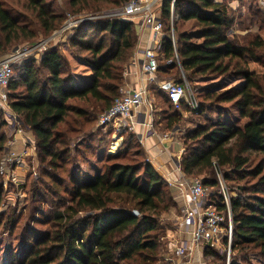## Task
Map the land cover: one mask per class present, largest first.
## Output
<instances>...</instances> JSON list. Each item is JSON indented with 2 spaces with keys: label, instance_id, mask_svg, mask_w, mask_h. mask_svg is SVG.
<instances>
[{
  "label": "trees",
  "instance_id": "1",
  "mask_svg": "<svg viewBox=\"0 0 264 264\" xmlns=\"http://www.w3.org/2000/svg\"><path fill=\"white\" fill-rule=\"evenodd\" d=\"M89 1L121 7L127 0H65L73 12L98 8ZM159 9L164 35L156 50L162 62L157 83L162 75L166 81L184 83L171 40L173 14L179 64L198 104L191 112L193 126L181 135L180 168L209 187L216 186L213 165L219 169L234 192L228 264H264V12L257 0H160ZM29 19L48 36L60 28L65 15L52 0H0V58L36 38V30L26 24ZM189 21L194 30L178 29L180 22ZM136 25L120 18L80 23L65 41L48 48L39 63L27 60L14 68L7 87L10 106L33 135L40 172L26 190L23 207H28L27 226L33 221L43 228L29 230L25 225L30 237L21 239V251L6 264L158 261L166 229L160 216L175 205L173 190L143 164L144 146L136 134L127 132L116 152L109 153L103 144L111 139V126H99L93 133L82 128L119 95L121 64L138 42ZM89 100L97 105L92 113L77 104ZM166 102L174 106L168 96ZM175 107L167 130L179 121L181 110H189L183 102ZM225 117L245 123L238 127ZM7 131L8 123L0 116V161ZM94 134H102L94 154L102 164L90 175L70 160V144L75 135L89 140ZM5 196L0 182V207ZM15 211L0 213L1 231ZM220 249L224 252L206 245L204 263L227 264L226 249Z\"/></svg>",
  "mask_w": 264,
  "mask_h": 264
},
{
  "label": "built area",
  "instance_id": "2",
  "mask_svg": "<svg viewBox=\"0 0 264 264\" xmlns=\"http://www.w3.org/2000/svg\"><path fill=\"white\" fill-rule=\"evenodd\" d=\"M158 0H127L120 11V19L137 20L136 24L143 30L149 28L148 39L141 48V57L133 58L129 67L123 72L124 81L120 88L119 95L112 104L104 110L97 121L98 126H111L113 138H119L124 131H132L137 135L138 142L144 145L148 136L154 133V112L155 102L149 90V85L157 83V71L159 68L156 50L159 48L163 38V23L152 8ZM174 2V0H172ZM258 7L264 12V0H257ZM81 20L67 18L60 30L51 38L64 35L73 31ZM171 40L174 46L176 62L179 66L182 79L185 83V75L179 64L175 49V34L173 31L174 16L170 17ZM57 37V38H58ZM37 42L32 45L21 46L7 53L0 59V115L8 123L9 132H14L19 127L17 115L9 105L8 84L13 78V70L18 65L27 60L37 59L48 49V43ZM51 46V45H50ZM50 48V47H49ZM132 68L138 70L134 72L136 85L130 80ZM177 84L174 81H163L157 83L161 88L167 84L166 90L168 99L172 105L178 106L181 102L185 103L190 112L198 108L194 95L187 92L185 84ZM138 126L141 128L140 134L137 132ZM13 135V133L11 134ZM174 135V132L158 134L161 141H167ZM25 150L19 152L11 151L6 148L3 159L4 170L8 169L5 183L12 181L16 183L17 169L23 166L27 153V142ZM172 159L173 167L161 164L157 158L150 153L146 158V164L150 165L165 181L167 186L173 189L175 197L180 200L182 215L179 218L178 228L175 235L168 236L167 252L170 255L165 260V264H203L202 252L206 245L214 248H225L229 256L232 239V192L227 187L222 173L213 165L217 181L215 187L206 186L200 177H188L181 168L179 161Z\"/></svg>",
  "mask_w": 264,
  "mask_h": 264
},
{
  "label": "rangeland",
  "instance_id": "3",
  "mask_svg": "<svg viewBox=\"0 0 264 264\" xmlns=\"http://www.w3.org/2000/svg\"><path fill=\"white\" fill-rule=\"evenodd\" d=\"M52 1L54 2L56 9L59 11H62L65 15V19H64L63 23L61 24V26L65 23V21L69 17L73 20L80 19L81 21L79 22V24L86 22V21H96V20H105V19H113V18L118 19L119 17L117 14L120 11V8L122 7V6L117 7L115 5H112L111 2L92 3L91 1H89L90 6L98 7V8H96V9L92 8L94 10L84 9V10L79 11V12H73V11L69 10L68 5L65 2V0H52ZM157 2L158 3L156 5L154 4L152 11L154 12L153 9H155V11H156L155 13L159 14V17H160V9H159L160 0H158ZM15 10L19 11V9L17 7ZM242 11H243V9H242ZM135 21L137 22V20H135ZM26 24L30 28L36 30V38L31 40V41H26V42L20 43V44L14 46L10 51H12L16 48H19L21 46L32 45L34 43L42 42V41L45 42L47 39L54 36L55 33L58 32L61 28V26H60V28L57 29L55 32H53L51 35L46 36L43 34V32L41 30L37 31L36 25L32 24L30 22V19L26 22ZM170 25H171V23H170ZM135 28H136V32L138 34V42H137L135 48L133 49V51L131 52L129 58L121 64L122 65V82H121L120 88L122 87L124 81H128V80H126V78L124 80L123 72L129 67V65L132 62L135 55L136 56H138L139 54L141 55V48L143 46L142 42H145L148 39L147 37L149 35V28L146 27L145 29L142 30L139 25H136ZM163 29H164V27H163ZM178 29L180 31L194 30V22L193 21H189V22H185V23L180 22ZM71 34H72V32L69 31V32L64 33V35H62L60 37H58L59 35H57L56 39L51 38L52 40H54V39L55 40L52 41L51 43H48V48L56 46L59 43L65 41ZM163 34H164V31H163ZM39 60H40V56L37 59H34V61H36V63H39ZM157 61H158V65L162 64V62L160 60V56L158 57ZM14 77H15V75H13V78ZM180 77H182V76L180 75ZM161 79H163V81H166L165 80L166 77L163 75L161 76ZM184 79H185L184 84H185V87L187 89V92H189V94L191 93L192 95H195L194 91L189 86V83L187 82L186 77H184ZM203 84H206V83H203ZM120 88H119V93H120ZM158 88H159V85L157 83H152L149 85V90H150L152 97L154 98V102H155L154 120L158 122L157 127H159V130L161 132V133L160 132H158V133L162 134V133H168V132L173 131L174 136H177V135L181 136L182 133L187 128H190L193 126V120L195 117H193V114L189 110H186V111L181 110L179 121L175 124V126H173V128L167 130L166 125H165L166 120L170 116V114H172V112H174L175 108H177V107H175V106L170 107L169 102H166V104H165L164 99L165 100L167 99V96H168L167 92L164 89H158ZM154 89H155V91H154ZM157 90L162 92L160 96L156 95ZM77 104L84 106L85 109L88 110L89 113H92V108L97 107L96 102L93 100H89L88 102H78ZM9 105H10V101H9ZM103 111L104 110L97 113L95 122L93 121V123H90L87 125L83 124L82 128L84 129V131L91 130L90 131L91 133L98 131L99 126L97 125V121H98L100 114ZM0 116H2V115H0ZM3 118H4V116H3ZM223 119L226 121H233V123L238 127L243 126V124L245 123V120H240V119L238 120L235 117H233V118L232 117L231 118L225 117ZM19 120H20V118H19ZM18 122H19L20 126L17 127V129L14 132H12V130L9 132V128H8V131H7L8 134L6 136L7 140H6V143L4 145V151H3L1 161H0V167H1V171H2V177H1L0 182H1L3 188L5 189V192H6V196H5L6 201H5V204L0 207V213L5 214V212H6V214H7V212H9L10 209H12V208L16 209L14 215H12V217H11L12 218L11 222L7 226L5 225V229L3 228L2 231L0 229V264H6V262H8V260L13 255L18 254L21 251L19 248V244H20L21 239L23 237H27V238L30 237L28 232L25 233L26 232L25 231V225L27 226V223H28L27 221H28V219L30 220V218H28V207H27V205H26V207H23V206H25L24 201L26 200V196H27L26 190L29 189L32 182L38 178L39 173H40L39 169H38V166H39L38 155H37V152H36V149L34 146V138H33L32 143L27 142V147L29 150L27 149L28 156L26 157V159H24L23 166L21 168L17 169V171L15 172V174H17V176H18L16 183H14L10 180L5 183L6 175L8 174V169L4 170L3 159L5 156V150L7 147L9 148V142H10V139H12L11 134L13 133L16 136L21 137L24 133L29 132L32 135V133L24 127L21 120ZM159 124H161V125L158 126ZM127 132H132V131H127V130L124 131L122 133V135L117 139L113 138V132H112L111 139L109 140V143L106 142V139H105V143L103 145L109 146V149H108L109 153L116 152V149L122 144L124 138L128 134ZM100 136L102 137V134L101 135H95L94 137L90 136L89 140L88 139L85 140V138L83 139L82 136H80L78 138V135L77 136L75 135L73 142L70 144V153L73 156L70 158V160H75L77 166H80L81 169L84 170V172H87L90 175H92L94 173L95 169L100 168L101 164H102V163H100L99 159H97L96 156L94 155V154H96L95 152L98 149V146L101 145V144H99V141H98V139L101 138ZM32 137H33V135H32ZM181 147H182V144H181ZM22 148H23V146H22ZM142 148L144 150L143 164H146V158L150 157L151 152L145 146ZM112 149H114V150H112ZM77 150H78V152H76ZM181 154H182V152L178 153V154L171 155V157L167 156V158L166 157L164 158L161 156L160 159L162 161H164V162H161V164L162 165L165 164L168 167H173L172 166L173 163L171 161V158L180 162ZM139 159L140 158H138V157L136 158V160H139ZM69 165H70V161L66 162V164L64 165V169L68 168ZM214 176H215V179L217 181V175L215 174ZM230 191H231V189H230ZM231 192H233V191H231ZM173 195H174V199L173 198L172 199L175 201V205L172 204V206H170L169 209L166 212H164L163 214H161V216H160V220L162 221L163 224H165L166 229H165V233H164L162 240H161V242H162L161 247L159 248V257H158L159 259L155 264H165V260L170 257V255L167 252V241H168L167 239H168V236L175 235V231L178 228L179 218L182 215V208L180 205L181 203H180V200L177 197H175L174 190H173ZM32 222H30L29 226H27V228L29 230H31L30 227L34 228L36 230L37 229L42 230L43 227L41 225H39L35 222L34 223H32ZM217 250H220V253L224 252L220 248L219 249L217 248ZM202 260H204V259H202ZM229 261H230V257L227 255V252H226V263L228 264ZM252 261L254 263H258L254 259ZM202 263L205 264L204 261H202Z\"/></svg>",
  "mask_w": 264,
  "mask_h": 264
},
{
  "label": "crops",
  "instance_id": "4",
  "mask_svg": "<svg viewBox=\"0 0 264 264\" xmlns=\"http://www.w3.org/2000/svg\"><path fill=\"white\" fill-rule=\"evenodd\" d=\"M232 7L236 6L235 2H232L230 4ZM139 57H141V55L139 54ZM138 70L136 69H132L133 74H131L130 76V80L133 84L136 85V80L137 78L134 75V72L137 73ZM160 87V86H159ZM161 88V87H160ZM161 124H159L158 126H160ZM175 130V129H174ZM137 132L138 134H140L141 132V128L138 126L137 128ZM158 132H160L159 127H157V123L154 120V133L148 136V138L144 141V146L150 150V152L157 158L158 161L164 162L160 159V157H166L169 156L171 157V155L174 154H178L182 152V147H181V136L177 135V136H172L170 137L169 140H165V141H161L160 138L158 137ZM161 133V132H160ZM10 142H9V148L11 151H23L24 146L26 144V142H31L33 141V137L29 132L24 133L21 137H18L16 135H11ZM23 146V148H22ZM29 150V149H28ZM28 156V155H27ZM26 156V157H27ZM25 157V159H26ZM172 161V159H171ZM166 163V162H165Z\"/></svg>",
  "mask_w": 264,
  "mask_h": 264
},
{
  "label": "water",
  "instance_id": "5",
  "mask_svg": "<svg viewBox=\"0 0 264 264\" xmlns=\"http://www.w3.org/2000/svg\"><path fill=\"white\" fill-rule=\"evenodd\" d=\"M2 58H4V56H2L0 59H2ZM168 87H169L168 84L166 86H164L165 89H167ZM17 120L20 121L18 117H17Z\"/></svg>",
  "mask_w": 264,
  "mask_h": 264
},
{
  "label": "bare ground",
  "instance_id": "6",
  "mask_svg": "<svg viewBox=\"0 0 264 264\" xmlns=\"http://www.w3.org/2000/svg\"><path fill=\"white\" fill-rule=\"evenodd\" d=\"M115 148V147H114Z\"/></svg>",
  "mask_w": 264,
  "mask_h": 264
}]
</instances>
